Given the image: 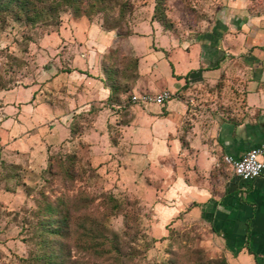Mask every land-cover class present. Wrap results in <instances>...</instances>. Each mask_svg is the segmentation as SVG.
Here are the masks:
<instances>
[{
	"label": "rangeland",
	"instance_id": "374dc122",
	"mask_svg": "<svg viewBox=\"0 0 264 264\" xmlns=\"http://www.w3.org/2000/svg\"><path fill=\"white\" fill-rule=\"evenodd\" d=\"M35 1L45 6L35 20L0 14V264H29L43 252L36 220L44 201L70 209V246L79 218L88 216L101 228L103 248L111 240L120 248L96 257L72 247L79 264H236L235 251L209 223L186 212L165 222L161 179L126 154L121 105L129 102L137 73L128 37L144 32L150 21L188 43L191 35L222 30L226 10L260 15L264 0ZM102 35L109 39L104 46ZM90 64L102 73L110 68L111 80L129 89L120 95V107H110L100 123L94 114L76 116L64 122L65 135L58 130L61 135L50 137L57 121L43 109L44 70L86 72ZM62 87L65 95V82ZM55 107L66 110L65 103ZM61 240L53 239L45 251L57 254Z\"/></svg>",
	"mask_w": 264,
	"mask_h": 264
},
{
	"label": "crops",
	"instance_id": "0c3cea01",
	"mask_svg": "<svg viewBox=\"0 0 264 264\" xmlns=\"http://www.w3.org/2000/svg\"><path fill=\"white\" fill-rule=\"evenodd\" d=\"M144 26L128 37L137 57L130 93L167 91L169 97L162 104L121 105L126 154L161 179L165 222L186 212L229 242L236 264H263L264 172L241 184L222 158L264 144V12L248 17L243 9L226 10L222 30L191 35L188 43L157 23ZM99 38L101 46L109 41ZM83 69L44 70L43 109L57 121L50 137L61 135L58 130L65 135L64 122L76 116L106 121L110 107H120L108 101L101 70Z\"/></svg>",
	"mask_w": 264,
	"mask_h": 264
},
{
	"label": "trees",
	"instance_id": "16d2710c",
	"mask_svg": "<svg viewBox=\"0 0 264 264\" xmlns=\"http://www.w3.org/2000/svg\"><path fill=\"white\" fill-rule=\"evenodd\" d=\"M40 3L39 0H37ZM78 0H71V4ZM45 6H38L35 0H0V14H10L14 17L24 16L26 20H35L39 18ZM156 9V6H154ZM104 85L109 90L108 101L114 104H119L120 95L127 92L129 89H121L117 85V82L111 80V69L104 68ZM130 97V96H129ZM128 97V100H129ZM129 103L130 100H129ZM41 210L37 211L39 215L36 220V226L39 228L38 234V249H44L42 253L35 257L30 258L29 264H35V259L43 258L46 264H59L55 262L57 256L61 258V264H79V260L74 259L72 256V249H77L76 251H82L87 254L94 255L96 257L102 256L107 251L119 252V247L116 245H111L112 240L109 242V248H103L105 240H98V231L101 229L98 226L97 221L93 218H88V216L80 217L78 226L80 231L76 236V241H74L73 246L68 244V240L73 237L72 229V213L70 209L63 207L61 210V202L53 203L52 201H47L43 203ZM99 227V229H98ZM75 231V230H74ZM45 235L44 237H41ZM53 235L51 238L48 236ZM55 238H61V244L57 249V254L54 251L46 252L48 249V243L52 242ZM115 238V235H114ZM112 238V239H114ZM115 242L117 243V237ZM66 249V253L63 254V249ZM73 247V248H72Z\"/></svg>",
	"mask_w": 264,
	"mask_h": 264
},
{
	"label": "built area",
	"instance_id": "2783aa9c",
	"mask_svg": "<svg viewBox=\"0 0 264 264\" xmlns=\"http://www.w3.org/2000/svg\"><path fill=\"white\" fill-rule=\"evenodd\" d=\"M169 97L167 91L160 93L132 92L129 100L132 104H162ZM223 162L228 165L241 184H247L264 172V144L252 147L241 157L224 155ZM243 187V186H242Z\"/></svg>",
	"mask_w": 264,
	"mask_h": 264
}]
</instances>
